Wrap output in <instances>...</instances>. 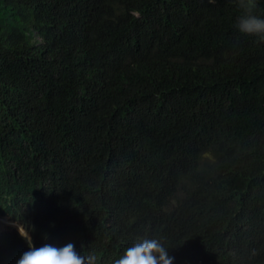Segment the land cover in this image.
<instances>
[{
  "label": "trees",
  "instance_id": "obj_1",
  "mask_svg": "<svg viewBox=\"0 0 264 264\" xmlns=\"http://www.w3.org/2000/svg\"><path fill=\"white\" fill-rule=\"evenodd\" d=\"M0 264H264V0H0Z\"/></svg>",
  "mask_w": 264,
  "mask_h": 264
},
{
  "label": "rangeland",
  "instance_id": "obj_2",
  "mask_svg": "<svg viewBox=\"0 0 264 264\" xmlns=\"http://www.w3.org/2000/svg\"><path fill=\"white\" fill-rule=\"evenodd\" d=\"M0 231L1 232H10V231H16L21 236L26 237L29 239L28 234L22 230V227L18 223H12V221H8L7 219L0 218ZM34 254L37 256V254L34 252Z\"/></svg>",
  "mask_w": 264,
  "mask_h": 264
},
{
  "label": "clouds",
  "instance_id": "obj_3",
  "mask_svg": "<svg viewBox=\"0 0 264 264\" xmlns=\"http://www.w3.org/2000/svg\"><path fill=\"white\" fill-rule=\"evenodd\" d=\"M0 218H4V219H7L8 221H12V223H18V224L22 227V230H24V231L28 234V237H30V238L27 239L26 237L21 236L18 232H17V233H18L21 237L27 239L29 242L31 241V236L29 235V233L26 231V229L24 228V226H23L21 223L16 222V221L12 220L10 217H8V216H4V215H0ZM12 232H16V231H10V232H1V231H0V238L4 239L5 236H6L5 234H9V233H12ZM34 252L37 254V256L34 254ZM31 253H32V255H34L35 258L38 260V263H37V264H44V262H43L41 256L38 254L37 251H35V249H34L33 247L31 248Z\"/></svg>",
  "mask_w": 264,
  "mask_h": 264
}]
</instances>
